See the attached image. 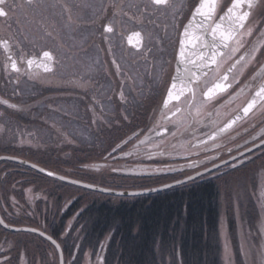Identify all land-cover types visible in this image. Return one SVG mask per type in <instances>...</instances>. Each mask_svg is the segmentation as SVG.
I'll list each match as a JSON object with an SVG mask.
<instances>
[{"label":"flooded vegetation","instance_id":"af4514ba","mask_svg":"<svg viewBox=\"0 0 264 264\" xmlns=\"http://www.w3.org/2000/svg\"><path fill=\"white\" fill-rule=\"evenodd\" d=\"M172 3L174 7L157 9L150 5L149 0H34L32 5H28L26 0H9L10 15L6 18L0 17V40L9 41L7 50L0 46V101H7V104L0 103V136L10 121L19 123L22 126L21 130L33 126L32 124H36L37 121L38 124L41 123V103L36 104L35 100L41 99L42 91L61 89L43 87L37 81L35 84L31 82L32 77L47 72L40 67L31 68L27 63L28 60L41 57L47 50L54 55L56 69L63 60L59 50L53 46L57 42L60 43L58 37L51 38L57 42L52 41L53 44L48 48L41 47L43 31L50 36H54L53 29L63 33L61 27L66 26L64 19L66 23L71 20L70 24L75 23L90 29L89 45L99 49L104 62L107 59L104 56L111 55V62L116 65V76L120 77L122 71L120 68L122 69V65L125 67L123 61L127 54L128 62L137 63L139 60L133 58V55L136 56L139 52L148 55L151 53L155 43L149 40L148 34L144 31L146 27H150L153 38H156L158 33L167 44V49L155 54L157 56L154 57V66L159 65L160 58H164L165 69L160 80L157 78V86L154 85L151 95L147 96V100L145 99L146 103L148 101L149 105L151 104L147 117H150V120L145 121L147 126L126 137L120 144L121 147L110 153L112 160L115 161L114 176L129 177L142 183V180L157 175L180 173L171 180L176 181L185 178V173L192 175L224 160L229 162L204 175L212 176L213 173L225 168L236 170L255 163V159L264 154V144H261V140L264 139V107H261L259 101L248 115L236 121L231 128L222 133L219 130L239 115L258 89L264 87V46H261L264 45V37H261V32H264V0H254L255 6L252 9H248L247 6L242 9L250 11L246 27L251 26L252 33L238 36L239 46L232 41L226 42L229 47L223 49V59L218 56L217 65L211 66L215 71L201 69L199 60L201 54L209 55L214 41L219 39V33L228 29L229 20L222 25L219 24L221 27L214 38L208 25L215 27L220 22L227 7L231 6V0H217L211 19L203 21V27L200 26L201 17L197 16L192 21L187 39L183 36L184 27L192 20L198 0H172ZM253 21L255 23H252ZM50 22L54 23L52 27L48 25ZM109 22L114 27V32L111 34L103 31L104 25ZM64 31L66 32V29ZM135 31L144 34V44L140 50L128 43V36ZM111 39L114 44L110 43ZM184 39L187 43L182 77L176 81L177 68H179L178 41L184 42ZM254 47L258 50L255 56L250 58L246 53ZM233 48L236 50L232 51ZM242 55L245 60L237 64L229 73V69ZM9 56L16 61L19 72L11 68ZM108 59L111 60L109 57ZM139 62L148 63L146 60ZM225 76L227 80H223ZM129 78L128 83L132 89L130 94L134 97V88H132L134 78L131 75ZM172 83H176V88L171 89L174 100L170 101L168 108L165 109L163 101ZM214 83H221L222 90L217 89L211 98L203 96L202 93ZM189 89L195 93L194 98H191L192 93L188 91ZM177 96L179 99H175ZM27 99L34 102H28ZM9 105L16 107L12 108ZM176 108L179 111H175ZM164 129L167 131L163 132V135H157ZM213 135L215 139L210 138ZM4 141L0 138V156L17 157L15 153L27 150H31L33 154L37 153V150L28 144L24 143L20 146L21 144H9ZM155 144L164 147L153 157L163 162L165 165L163 167L157 168L150 162L136 159L151 152ZM254 144L259 146L254 147ZM248 148L252 151L248 152ZM241 152L244 153L243 157L239 155ZM233 156L237 159L244 157L247 159L244 164H237L233 168L231 164L236 162L231 159ZM15 163L17 162L9 159L0 160V214L7 224V227L5 223L0 225V260L4 261V264H60L59 251L54 249L46 237L33 233L30 236L31 240L27 242V236L23 233L27 231L10 228V226H23L20 224L21 219L29 217L39 221L37 225L32 226L42 229L59 242L65 256L64 264H107V246L110 238L105 242L102 241L98 249H81L79 245L81 237L75 236L77 232L83 236L81 225L78 224L83 220L81 214L86 207L81 210L75 206V202L74 205L69 204V200L65 204L57 203L55 208L51 205L45 208L44 198L36 200L35 203L31 202L30 196H26V191L34 182L26 183V169L21 166L23 164ZM104 163L109 165V161ZM192 163L198 164L199 167L189 168L188 165ZM202 183L208 182L202 181ZM56 208L58 211H54ZM77 211H79L78 215H75ZM38 213H42V216ZM74 215L76 217H73ZM70 222H72L71 227ZM260 255L261 264H264V249L260 251Z\"/></svg>","mask_w":264,"mask_h":264},{"label":"rangeland","instance_id":"374dc122","mask_svg":"<svg viewBox=\"0 0 264 264\" xmlns=\"http://www.w3.org/2000/svg\"><path fill=\"white\" fill-rule=\"evenodd\" d=\"M63 21L66 24L65 27H61L63 33L53 29L54 36H50L43 31L41 44L42 48H48L50 44H53L52 41H56L51 38L58 37L56 39L60 43L56 41L57 43L53 46L59 50L63 59L62 64L57 69L54 67L52 71L46 74L41 73L31 79L33 84L37 81L43 87L61 89L42 91L41 99L35 100L36 104L41 103V123L38 124L37 121L36 124H32L33 126L21 130L22 126L19 123L7 121L6 130L2 132L0 138L9 144L15 143L22 146L25 143L37 150L36 154H33L31 150L15 153L19 158L45 166L62 175L114 190L151 188L165 182H172L174 176H179L180 173L157 175L148 180H142L144 185L129 177L118 176L117 178L113 173L115 161L110 155L117 144L123 143V140L132 133L145 129L147 126L145 121L150 120V117H147L151 104L145 101L147 96L151 95L154 85L157 86L165 69L164 58H160L159 65L154 66V57L157 56L155 54L167 49L163 37L157 33V37L153 38L152 29L146 27L144 31L155 45L149 55L139 52L136 56L133 55V58L139 61L146 60L148 63L142 64L139 61L130 63L127 61V54L123 61L127 68L122 65L120 77H117L116 65L111 62V55L104 56L107 58L104 62L99 49L89 45L88 36L91 35L89 33L91 30L75 23L70 24L71 20L67 23L66 19ZM159 21L162 22V20ZM165 23L167 24V21ZM48 25L52 27L54 23L50 22ZM110 43L114 44L113 39ZM129 75L134 78L132 83L134 97L130 94L132 89L128 83ZM88 92L91 93L88 94ZM121 92L124 94V100L120 99ZM28 102H34V100H28ZM124 116L128 119H123ZM163 149V146L155 144L151 152L136 159L141 162H150L157 168L163 167L165 166L163 162L153 158ZM255 160V163L236 170L225 168L213 173L212 176L204 175L203 178L196 179V183L180 186V188L186 186L190 189L191 186L194 188L202 181H211L215 184L218 191V237L221 244L222 264H246V262L261 264L260 251L264 249V176L261 175L264 173V154ZM107 161L109 165L104 163ZM33 180L30 177L25 182L30 183ZM226 188L231 192L233 202L231 205ZM28 189L31 191H26V196H30V201L35 203L36 200L44 198L45 208L50 205L55 208L57 203L65 204L69 200V204L74 205L75 202L77 206H81L82 210L93 203L108 202L115 205L122 200L132 198L127 195H111L58 179L49 180V178L36 179L33 186ZM56 210L57 208L54 209ZM79 211L74 214L78 215ZM38 215L42 216V213ZM75 215L73 217H76ZM37 222H39L37 219L25 217L21 219L20 224L32 226L37 225ZM23 233L27 236V242L30 241L33 233ZM75 236L80 238L82 235L77 232ZM107 239L108 236L103 242ZM158 255L160 258L163 257L162 253ZM173 261L169 254L165 264H172ZM173 264L180 263L174 261Z\"/></svg>","mask_w":264,"mask_h":264},{"label":"trees","instance_id":"16d2710c","mask_svg":"<svg viewBox=\"0 0 264 264\" xmlns=\"http://www.w3.org/2000/svg\"><path fill=\"white\" fill-rule=\"evenodd\" d=\"M21 166L25 180L53 179ZM185 188L88 205L78 224L81 249H98L108 236L107 264H165L169 254L180 264H222L217 188L211 181Z\"/></svg>","mask_w":264,"mask_h":264},{"label":"snow or ice","instance_id":"6c2138e0","mask_svg":"<svg viewBox=\"0 0 264 264\" xmlns=\"http://www.w3.org/2000/svg\"><path fill=\"white\" fill-rule=\"evenodd\" d=\"M34 2V0H26V3L28 5H32ZM150 5L153 8H169V7H174V4L172 3V0H149ZM217 3V0H198L197 5L194 8V14L192 17V20L189 21V25H186L184 27V31H183V36L185 39H187L190 35V31L189 28L192 24V21H194L196 19L197 16L201 17V27H203V21H207L211 19V15L215 10V5ZM247 6L248 9H252L255 4H254V0H231V6L227 7L225 15L223 18H226L230 21L228 29L226 31H221L219 33V39L214 41V44L212 45V48L210 49L209 55L204 56L201 54L200 56V60H199V64H200V68L201 69H208L210 71H215L214 68H212V65H217V57L219 56L221 59H223V49H226L229 47L228 43H226L227 41L231 40L234 44H236L237 46H239L240 44V40L237 39L238 36H243V35H251L252 33V27L251 26H247L246 27V22L249 20V16H250V11H243L242 9ZM11 12V7L9 4V0H0V17H8L10 15ZM222 18V19H223ZM252 23H255V21H253ZM220 25L217 24L215 27H213L211 24L208 25V29L211 31V34L213 35V37L215 38L217 35L218 30L220 29ZM243 30V31H242ZM103 31L106 33H113L114 32V27L113 24L111 22L107 23L104 25ZM235 34V35H234ZM135 35L140 36V33H136ZM261 37H264V32H261ZM179 43V55L181 57H185V45L183 41H178ZM0 46H3L6 50L9 48V41L8 39H3L0 40ZM264 46V45H261ZM236 49L233 48L232 51H235ZM258 49L257 48H252L250 51H248L246 54L251 58L255 56V53ZM229 55H231V52H229ZM43 56L46 58V60H52V55L50 52L45 51L43 52ZM8 59L11 61V68L16 71L19 72L20 69L17 67L16 61L14 59H12L11 56L8 57ZM245 58L244 56H240L239 59H237L235 61V63L232 65V67L229 69V73L232 72V69H234L236 67L237 64H240L241 61H244ZM28 65L31 66V64L33 63L32 60H28L27 61ZM245 63H247V61H245ZM243 66V65H242ZM45 71H51V69L49 68H45ZM205 75H207V73H205ZM223 80H227V76L223 77ZM176 88V83H172L171 88L169 89V91L166 93V97L163 101V108L167 109L168 108V104L170 101L174 100L173 97V93L171 91V89ZM220 89L222 90V84L221 83H214L212 85V87H208L207 91L203 92L202 95L203 96H208L209 98H211V96L214 94V92ZM190 93H192V97H195V93L192 91V89L188 90ZM120 99L124 100V94L123 92L120 93ZM175 99H179V96L175 97ZM258 101L261 103V107H264V87H261L259 91L256 92L255 96H253L251 98V100L247 103V105L242 109L243 115L246 116L248 115V113L250 112V110H252L258 103ZM188 101L186 100L185 103H187ZM0 103H5L7 104V101H0ZM9 107L15 108L16 105H9ZM169 111H172V109H169ZM175 111H179L178 108L175 109ZM173 114H175V112H173ZM254 114V113H253ZM163 115V113H162ZM243 116L241 115H237L233 120L229 121L228 123L225 124L224 128H221L219 130V132H224L227 129L231 128L232 125L234 123H236V121L242 119ZM123 119L127 120V116H124ZM167 129H164L162 132H158L157 135H163V132H166ZM211 139H215V135L210 137ZM256 138L254 137V140ZM125 143H127V141H125ZM143 143V141H142ZM261 144H264V139L261 140ZM254 147H258L259 145H253ZM121 147L120 144H117L112 151L115 152L117 149H119ZM229 151H231L229 149ZM248 152H251L252 149L248 148L247 149ZM241 157L244 156V153H240L239 154ZM231 159L233 161H236L235 163L231 164V167L235 168L237 166V164H244L245 160L247 159V157H244V159H237L236 156L231 157ZM225 164H227V162H224ZM214 167H219V165H213ZM31 168L36 169L37 171H39L40 173H44L46 176L48 177H55L61 181H64L66 179L65 176H56V174L52 171H46L45 168H38V166L36 164H31L30 165ZM189 168H193L196 169L199 167L198 164L196 163H192L188 165ZM159 171V170H157ZM205 171H207V169H205ZM203 173L201 172H196L195 175H189L185 173V179L184 180H180L177 179L176 183L177 184H185L187 182H193L195 181V179L198 176H202ZM262 176H264V173H261ZM71 183L73 184H78L79 181H71ZM87 187H93L92 185H87ZM100 191H104V192H112L111 189L105 188V189H98ZM152 189H149V191H151ZM27 191H31V189H28ZM226 192H228V200L230 205L233 203L231 201V192L229 189H225ZM139 195L141 193H136V192H132V193H126V192H120L118 195L119 196H124V195ZM4 224V220L2 218H0V225ZM7 227V225H5ZM221 227L223 228V225H221ZM22 231H28V232H32V233H38V235L44 237L45 236V232L43 231H39L37 228H29V229H21ZM46 239L49 240L51 242V244L54 246V249L59 251L60 250V244H58L51 236H46ZM227 246V245H225ZM0 264H4V261L0 260ZM60 264H64L63 261V257L61 255L60 257Z\"/></svg>","mask_w":264,"mask_h":264},{"label":"water","instance_id":"95a60500","mask_svg":"<svg viewBox=\"0 0 264 264\" xmlns=\"http://www.w3.org/2000/svg\"><path fill=\"white\" fill-rule=\"evenodd\" d=\"M228 19H226V18H223V19H221L220 20V22L218 23V24H220V25H222V24H224L226 21H227ZM136 33H140V36H137V35H135ZM235 35V34H234ZM229 41H231V40H229ZM128 43L130 44V45H132V46H134L136 49H141L142 47H143V44H144V34L141 32V31H135V32H132L129 36H128ZM187 43V41L184 39V45ZM48 52H50L51 53V55H52V60H46V58L43 56V53H42V56L41 57H39V58H34V59H32V61H33V63H32V65H31V68H37V67H40L43 71H45V68H49V69H51V71L54 69V67H55V64H54V55H53V53L51 52V51H49V50H47ZM45 52V51H44ZM183 57H181L180 55H179V60H178V64H179V68H177V76H176V81L178 80V78H180V77H182V68H183ZM182 65V66H181ZM177 67H178V65H177ZM45 72H48V71H45ZM260 89H258V91H259ZM256 94V93H255ZM239 115H241V116H244L243 115V112H241ZM144 142V141H143ZM2 159H10V160H14V161H17V162H20V163H22V164H25V165H27V166H30L31 164H36V163H34V162H31V161H28V160H25V159H22V158H19V157H14V156H1L0 157V160H2ZM229 160H226V162H228ZM225 161H222V162H220V163H218V164H216V165H219V167L220 166H222V165H224L225 163H224ZM37 166H38V168H45V167H43V166H41V165H39V164H36ZM214 168H217V167H214V166H212V167H210V168H208L207 169V171H201V173H206V172H208V171H210V170H213ZM46 169V171H52V170H50V169H47V168H45ZM52 172H54L55 174H56V176L58 177V176H65V175H62V174H60V173H57V172H55V171H52ZM195 175V174H194ZM66 177V179L64 180L65 182H69V183H71V181H79V183L78 184H75V185H78V186H82V187H86V188H89V189H92V190H97V191H100V190H98V189H105L106 187H103V186H100V185H96V184H92V183H88V182H84V181H81V180H78V179H75V178H72V177H68V176H65ZM55 178V177H54ZM185 179V178H184ZM184 179H182V180H184ZM87 185H92L93 187H87ZM176 185H179V184H177L176 183V181L175 182H171V183H167V184H164V185H160V186H157V187H154V188H149V189H152L151 191H149V189H139V190H114V189H111L112 190V192H105V193H110V194H114V195H118L120 192H126V193H132V192H136V193H141V194H139V195H143V194H149V193H153V192H157V191H161V190H165V189H168V188H171V187H174V186H176ZM108 189H110V188H108ZM101 192H104V191H101ZM127 195V194H126ZM0 218H2L1 217V214H0ZM3 219V218H2ZM4 223H5V221H4ZM6 224V223H5ZM7 225V224H6ZM10 228L11 229H14V230H21V229H29V228H35V227H30V226H10ZM38 229V228H37ZM39 231H43V230H41V229H38ZM44 232V231H43ZM46 236H50L49 234H47L46 232H45V236L44 237H46ZM52 237V236H51ZM53 238V237H52ZM54 239V238H53ZM58 244H59V242L56 240V239H54ZM61 255H62V257H63V261H64V263H65V258H64V253H63V249L61 248V246H60V250H59V256L61 257Z\"/></svg>","mask_w":264,"mask_h":264}]
</instances>
